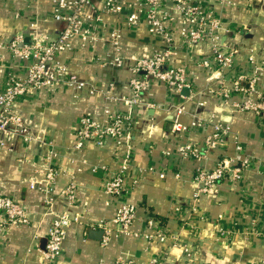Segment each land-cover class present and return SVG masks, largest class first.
Returning <instances> with one entry per match:
<instances>
[{
  "label": "crops",
  "instance_id": "0c3cea01",
  "mask_svg": "<svg viewBox=\"0 0 264 264\" xmlns=\"http://www.w3.org/2000/svg\"><path fill=\"white\" fill-rule=\"evenodd\" d=\"M96 1L101 4V0ZM202 1L212 6L223 24L222 50H236L233 68H223L210 45H205L203 52L189 49L174 32L175 49L169 63L188 68L187 85L178 90L158 80L143 93L144 101L137 108L124 102L112 104L114 110L135 113L128 143L135 153L132 176L138 182L126 199L137 205V217L127 232L114 222L121 199L105 192L104 170L94 169L102 164L118 169L114 145L100 148L88 143L84 150L77 151L76 130L88 112L95 118H105L106 96L94 95V86L107 88L114 82L118 94L131 96L130 65L168 45L150 34L146 22L135 29L124 26L121 54L126 64L115 67L105 64L107 49L102 43L82 46L75 40L74 49L59 58L90 84L81 89L60 85L37 90L18 101L16 108L58 152L55 163L61 172L55 207L68 208L80 217L67 231L61 264H152L161 254L162 264H264V118L251 110H238L236 104L241 98L234 91L237 76L250 70L247 53L251 49L263 52L264 0H232L225 5ZM105 20L113 25L121 18L108 14ZM61 28L53 18L52 0H0V40L4 42L18 34L25 42L30 41L34 31L40 36L57 37ZM204 59L212 63V69L203 65ZM19 65L5 50L0 59V89ZM260 88L264 91V80ZM177 106L183 107L180 119L189 125L185 135L172 131ZM217 123L228 130L225 144L206 153V138ZM186 142L197 147L202 156H181L179 146ZM239 143L257 163L243 171L238 181L229 172L195 201L199 170H211L218 161L232 160ZM44 150V146L19 142L13 150L0 151V193L21 203L30 219L24 225L4 224L0 212V264H47L44 250L53 217L46 211L42 190L30 187L31 178L44 180ZM72 182L77 189L70 201L60 192ZM176 207L180 209L176 211ZM150 219L167 227L181 245L190 247L191 257L171 240L163 244L154 239L157 227L148 226ZM107 226L113 230L112 238L104 245Z\"/></svg>",
  "mask_w": 264,
  "mask_h": 264
},
{
  "label": "built area",
  "instance_id": "2783aa9c",
  "mask_svg": "<svg viewBox=\"0 0 264 264\" xmlns=\"http://www.w3.org/2000/svg\"><path fill=\"white\" fill-rule=\"evenodd\" d=\"M215 1L223 5L233 3L232 0ZM52 6L53 18L62 24L57 37L40 36L34 31L29 42H25L22 34L16 35L9 42L0 40V59L4 51L9 50L20 64L17 70L9 74L4 88L0 89V151L13 150L19 142L37 148L45 147L42 154L47 164L44 180L40 182L33 177L30 187L42 190L46 211L53 217L44 250L47 264H61L67 231L74 223L79 222L80 217L68 208L58 210L55 207L54 195L61 172L55 163L58 152L51 142L40 137L28 119L16 108L18 101L37 90L60 85L81 89L90 84L72 72L69 64L59 58L63 52L74 49L75 40H79L82 46L102 43L107 49L105 64L115 67H123L126 64L125 56L121 54L124 26L135 29L142 22H146L150 34L161 38L165 45H168L167 49L157 50L149 57L141 56L130 65L133 72L130 81L131 96L118 94L114 82H110L107 88L94 86L95 90L92 91L94 95L106 96L105 118H95L88 112L81 117L76 130L74 148L77 151L84 150L88 143L100 148L114 145L113 155L118 159V169H112L105 164L94 169L100 167L104 170L105 192L121 199L114 222L120 224L123 231L127 232L137 217V205L126 199L138 182V178L132 176L135 153L128 143L133 132L135 113L133 110L132 113L114 110L112 104L124 102L130 108H137L144 101L143 93L149 92L153 83L158 80L178 90L187 85L188 68L169 63L175 49L174 32L180 34L189 49L197 48L203 52L205 45H210L215 60L225 69L233 68L236 50L228 53L222 50L220 30L223 24L215 16L212 6L202 0H101V4L96 0H52ZM108 14L119 16L121 22L118 20L116 24H108L105 20V15ZM262 50L263 52L259 53L256 49H251L247 53L251 63L250 70L237 76L234 91L241 98L236 104L238 110H251L264 118V91L260 88V83L264 80V46ZM203 65L208 69L213 68L207 59L203 60ZM183 111L182 106L176 107L172 126L174 134L185 135L189 129V125L180 119ZM195 125L196 122L193 121L192 126ZM227 132V128L217 123L215 131L206 138V153L222 147ZM178 151L181 156L192 158L202 156L200 150L189 142L181 144ZM233 163L238 165L234 166ZM256 163L255 158L246 154L242 144H237L232 160L218 161L211 170L205 168L199 170L197 181L200 187L195 194V201H198L202 194L209 193L210 188L224 180L229 172L232 174L230 177L238 181L243 171ZM262 174L264 176V169ZM76 189L75 182H72L61 190L60 195L72 201ZM179 209L180 207H176V211ZM0 212L4 215V224L24 225L30 221L29 212L21 203L1 193ZM156 225L154 220L148 221V226L157 227L156 233L152 236L154 239L163 244L171 240L174 246H182L185 254L191 257L190 247L181 245L179 238L171 234L167 227ZM106 230L104 245L110 242L113 231L108 226ZM162 260L161 254L153 259L152 264H162Z\"/></svg>",
  "mask_w": 264,
  "mask_h": 264
},
{
  "label": "water",
  "instance_id": "95a60500",
  "mask_svg": "<svg viewBox=\"0 0 264 264\" xmlns=\"http://www.w3.org/2000/svg\"><path fill=\"white\" fill-rule=\"evenodd\" d=\"M26 42H29V39H27Z\"/></svg>",
  "mask_w": 264,
  "mask_h": 264
},
{
  "label": "trees",
  "instance_id": "16d2710c",
  "mask_svg": "<svg viewBox=\"0 0 264 264\" xmlns=\"http://www.w3.org/2000/svg\"><path fill=\"white\" fill-rule=\"evenodd\" d=\"M197 1V0H196Z\"/></svg>",
  "mask_w": 264,
  "mask_h": 264
}]
</instances>
